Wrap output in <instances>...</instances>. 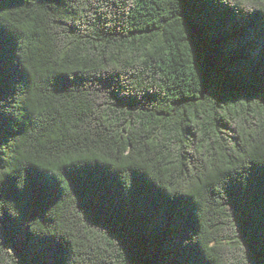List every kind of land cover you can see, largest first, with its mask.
I'll return each instance as SVG.
<instances>
[{"label": "trees", "instance_id": "1", "mask_svg": "<svg viewBox=\"0 0 264 264\" xmlns=\"http://www.w3.org/2000/svg\"><path fill=\"white\" fill-rule=\"evenodd\" d=\"M255 96L264 0H0V264H264Z\"/></svg>", "mask_w": 264, "mask_h": 264}, {"label": "snow or ice", "instance_id": "2", "mask_svg": "<svg viewBox=\"0 0 264 264\" xmlns=\"http://www.w3.org/2000/svg\"><path fill=\"white\" fill-rule=\"evenodd\" d=\"M249 100L251 102H258L261 105H264V96H255V97H250ZM247 108V105H245ZM12 180V177L7 174L0 173V191L4 189L6 185H8Z\"/></svg>", "mask_w": 264, "mask_h": 264}]
</instances>
